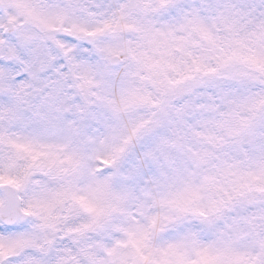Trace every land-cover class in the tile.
Instances as JSON below:
<instances>
[{
	"label": "snow or ice",
	"instance_id": "6c2138e0",
	"mask_svg": "<svg viewBox=\"0 0 264 264\" xmlns=\"http://www.w3.org/2000/svg\"><path fill=\"white\" fill-rule=\"evenodd\" d=\"M0 264H264V0H0Z\"/></svg>",
	"mask_w": 264,
	"mask_h": 264
}]
</instances>
